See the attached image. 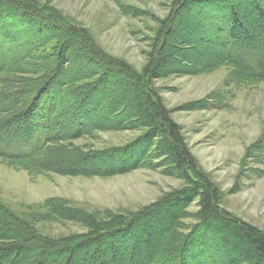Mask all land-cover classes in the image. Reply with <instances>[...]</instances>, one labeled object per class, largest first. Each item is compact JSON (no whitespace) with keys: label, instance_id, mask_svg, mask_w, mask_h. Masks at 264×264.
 I'll list each match as a JSON object with an SVG mask.
<instances>
[{"label":"trees","instance_id":"obj_1","mask_svg":"<svg viewBox=\"0 0 264 264\" xmlns=\"http://www.w3.org/2000/svg\"><path fill=\"white\" fill-rule=\"evenodd\" d=\"M46 7L0 0V38L17 53L0 49V159L39 175L110 178L150 169L185 186L135 213L105 217L50 199L37 208L43 218L88 230L59 238L0 201V264H264V232L222 206L221 189L155 84L222 67L228 84L264 82V0H172L142 71ZM214 108L202 100L178 110ZM109 131L140 135L106 149L75 143ZM248 158L264 164V134Z\"/></svg>","mask_w":264,"mask_h":264},{"label":"rangeland","instance_id":"obj_2","mask_svg":"<svg viewBox=\"0 0 264 264\" xmlns=\"http://www.w3.org/2000/svg\"><path fill=\"white\" fill-rule=\"evenodd\" d=\"M33 1L56 12L60 21L87 30L106 53L138 71L148 61L158 20L170 13L172 4V0ZM2 47L11 57L17 55L12 45L0 38ZM229 72L222 67L201 75H173L155 84L164 104L174 110L173 119L182 127L201 169L221 189L222 206L264 232V164L259 165L255 161L258 158L245 159L247 149L264 134V82L248 87L228 84ZM202 100L215 108L178 110ZM139 135L137 131L100 132L75 143L89 150L106 149L128 145ZM184 186V181L150 169L110 178L69 177L32 174L21 165L0 159V201L13 213L32 221L41 234L54 238L88 230L78 223L43 218L44 214L37 208L50 199L66 200L105 217L109 213H135ZM198 209L195 203L190 212ZM186 223L194 221L190 219Z\"/></svg>","mask_w":264,"mask_h":264}]
</instances>
